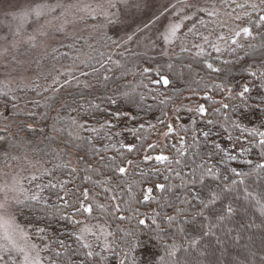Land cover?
Wrapping results in <instances>:
<instances>
[{
	"label": "trees",
	"instance_id": "16d2710c",
	"mask_svg": "<svg viewBox=\"0 0 264 264\" xmlns=\"http://www.w3.org/2000/svg\"><path fill=\"white\" fill-rule=\"evenodd\" d=\"M225 9L230 10L227 6ZM237 22L253 31L251 38L238 43L241 47L231 44L229 39L223 41L225 44L220 52L208 47L204 52L181 51L171 57L146 56L131 52L127 44L119 42L117 46L113 43L115 39L104 32L95 39L66 42L43 58L48 65L44 80L49 83L53 74L60 78L59 83L41 88L39 80H34L31 87L19 85L12 89L0 84V91L8 92L7 96L0 95V113H3L0 115V168L26 160L43 164L44 186L39 202L29 201L27 206L16 203L12 211L36 243L48 245L45 250L48 264L49 261L61 264L70 258L83 259L67 254L56 257L55 252L65 253L60 241H64L69 252L78 248L75 235L91 221L106 227L112 233L110 241L115 240L118 245V256L104 253L107 264H117L123 252H128L133 245L147 244L149 235L156 237L158 225L164 227L160 242L155 247L149 246L151 251L159 252L158 260L161 257L168 260L164 245L170 250L175 243L177 255L182 259L186 257L191 264H264V225L258 214L253 215L251 211L240 209L223 228H215L209 236L193 230L181 232L185 227L183 216L171 227L166 225L167 215H176L167 205H180L177 197L181 196V190L176 186L180 185L181 178L176 172L189 170L183 163L177 165L176 161H186L189 165L202 162L200 156L209 151L201 135L210 127L208 120L219 123L227 115L241 128L256 127L264 131L260 127L264 123L261 113L244 110L242 115L240 111L233 112L231 107L225 110L221 106L228 103L243 108L238 93L245 84L252 87L250 95L255 98L256 88L251 84L255 78L249 77L245 69L253 65L259 67L264 62V40L261 39L264 27H256L255 16L251 22L247 19ZM82 62L94 66L97 71L93 72L92 67H85ZM208 64L218 71H211ZM60 68L63 75L59 73ZM144 68L150 69L147 75H141ZM128 70L135 72V77L128 74ZM66 72L71 73L69 78ZM82 72L89 74L82 75ZM105 76L109 77L107 81ZM162 76L168 78L167 86ZM133 81L137 86L134 95L137 99L144 97L139 107L122 95L127 90L124 86ZM224 88H231L232 92L222 91ZM112 99L116 102L112 103ZM201 105L207 113L203 117L198 112ZM73 119L88 128L100 129L99 135L78 131L70 124ZM109 122L114 127L102 128ZM168 125L173 126L170 134ZM229 129L232 141L219 127L214 129L219 135L212 139L229 150L234 146L233 154H236L241 147L248 146L246 133L242 134L231 125ZM69 132L73 137L79 134L92 139V148L99 149V153L90 150L82 140L70 138ZM193 136L199 138V148L191 147ZM238 137L239 142H236ZM122 145L131 146L132 151ZM181 151L186 155L181 156ZM193 152L200 155L193 158ZM160 155L168 160L158 162L155 157ZM251 158L258 161L255 154ZM118 167H124L126 173L121 175L116 170ZM227 167L248 170L239 158L228 162ZM157 184L171 186L173 192L160 190ZM149 188L151 192L147 191ZM85 191L94 197L87 205L93 209L91 214L77 211L85 202ZM145 195L149 197L147 200ZM60 197L67 200V207ZM57 209L58 214L54 216ZM63 216H72L83 223L73 227L70 221L61 219ZM140 220L145 223L141 225ZM38 228H45V232L38 233ZM192 239L199 241L198 246L189 247ZM92 246L94 251L101 250ZM139 254L140 248L129 252V262L133 256L139 259Z\"/></svg>",
	"mask_w": 264,
	"mask_h": 264
},
{
	"label": "snow or ice",
	"instance_id": "6c2138e0",
	"mask_svg": "<svg viewBox=\"0 0 264 264\" xmlns=\"http://www.w3.org/2000/svg\"><path fill=\"white\" fill-rule=\"evenodd\" d=\"M222 2L228 9H230L227 12L229 17L234 16V18L238 21L247 19L251 22L253 16H255L256 27H264V0H222ZM107 4L108 9L116 8L118 10H131L133 7L139 9L141 7L140 0H107ZM59 7H62V5L40 4L35 8L22 10L18 15H14L12 18L13 20L19 22L20 27H23L29 16L35 15L37 19H39L46 14L45 9H47L48 12H52ZM87 7L88 6L80 8L79 10L87 11ZM193 9H195V11H192ZM200 12H204L208 16L215 14L214 12L206 11V9L201 8L199 5L184 3V0H177V3L172 4L171 14L174 19L173 22L167 26L166 31L163 34L164 43H171L177 33H179L184 26L183 22L194 20L196 18V14ZM94 13H96V9H93L92 12L89 13L92 19L97 18ZM100 14L104 15L105 18L108 19V23H114L112 19L108 18V11L102 6L100 7ZM62 15H64V13H62ZM163 15L164 13H161V16ZM198 22L200 24H204L202 19ZM63 30V25L56 29L57 32H63ZM196 30L195 23L191 27L187 28L188 33H194ZM43 34L44 33L41 32V35ZM241 35L245 38L252 37L253 31L250 27L242 26L238 31L234 32L231 38L220 35L218 39L225 42L230 39L231 44L241 47V45L237 43V38L241 37ZM30 39L34 40L35 37H30ZM201 39L208 42L207 35L202 36ZM261 39L264 40V36H261ZM132 41L133 36L128 35L123 43L128 44ZM113 43L119 46L118 41L114 40ZM213 47L215 51L220 52V48L218 46L213 45ZM250 47L254 48L255 45H250ZM233 51H235V49H233ZM82 63H84L85 67H92L93 72L97 71L94 66L88 64L87 62ZM114 63H117L118 67H122L119 62ZM101 66L103 67V65ZM207 67L213 72L218 71V69L213 67L212 64H208ZM245 71L249 77L255 78L251 81V84L256 88L255 98L250 95L253 90L252 87H250L249 84H245L242 91L238 93V97L241 100L243 108L239 105H229L228 103H222L221 106L225 110H228L231 107L233 112L240 111L242 115L243 111L247 110L250 112H259L262 116H264V62H261L259 67L253 65L252 67L246 68ZM149 72L150 69L144 68L141 75H147ZM69 74L71 73L69 72ZM81 74L88 75L89 73L82 72ZM128 74H131L133 77L136 75V73L131 70H128ZM61 75H63V73H61ZM73 78L75 79L76 77ZM104 79L107 81L109 77L105 76ZM161 80L165 86L169 84L167 77L162 76ZM124 87L127 90L123 92V97L139 107L140 102L144 99V97L140 96L139 99H137L134 95L137 87L135 82H130ZM221 90L232 92L231 88H224ZM0 95L7 96L8 92L0 91ZM231 98L232 97H230V99ZM115 102L116 101L112 99V103ZM161 103H166V101H161ZM80 107L83 106L81 105ZM91 107L98 108L99 105H92ZM198 112L201 117L207 114L203 105L199 107ZM0 115H3V113H0ZM117 115H119V113H117ZM133 119H135V117H133ZM70 124L78 131L83 130L95 132L99 135L100 129L95 127L88 128L86 124H79L75 119L71 120ZM207 125L210 127L203 130L201 135L203 137V142L208 146L209 151L207 154L200 156L202 162L199 164L193 162L192 165H189L186 161H176L177 165L183 163L185 168L189 170L176 172V176L181 178L180 185L176 186L181 190V196L177 197V199L180 200V205L177 206L172 203L167 205L172 208L176 215H167L166 225L171 227L177 222L179 217L183 216L185 218L183 221L185 227L180 229L181 232L193 230L198 231L202 234V236H209L213 234V230L215 228H223L225 226V222L236 215L240 209H243L245 212L251 211L253 215L258 214L262 225H264V131H261L256 127H252L250 129L241 128L239 123L230 119L227 115L225 116L224 121L217 123L216 121L208 120ZM229 125H231L233 129H240L242 134L246 133L245 143L248 146L241 147L239 152L236 154H233L235 152L234 146L232 150H229L222 147L220 143L212 139L214 135H219V133L214 131L216 127H219L223 129L224 132L228 133L227 138L229 141H232ZM112 127L114 126L110 122L102 125V128L111 129ZM260 127L264 128V123H261ZM29 128H31V125H29ZM172 131L173 126L168 125V133L170 134ZM116 135H119V133H116ZM69 137L76 140H82L89 146L90 150L96 153H99L100 151L99 149L92 148L93 140L90 138L81 137L79 134L73 137L72 132H69ZM236 142H239V137ZM184 143L185 141L182 137V148L184 147ZM70 144L71 139L69 141V145ZM199 145V138L197 136H193L191 147L199 148ZM77 147H79V145H77ZM122 147H127L128 151H132L131 146L122 145ZM253 154L257 155L258 161H253L251 158ZM180 155L185 156L186 153L181 151ZM192 155L193 158H195L200 155V153L193 152ZM217 157H219L218 160L216 159ZM238 158L241 160L242 164L248 166L247 171L238 170L237 167H227L228 162H235ZM155 159L158 162H165L168 160V157L160 155L155 157ZM129 163L131 162L129 161ZM116 170L121 175L126 173V169L124 167H118ZM32 179L35 180L37 177L33 176ZM52 187H55V185H52ZM156 188L167 192H173V188L171 186L166 187L164 184H157ZM147 191L151 192L152 189L149 188ZM87 198L88 193L85 191L84 199L87 200ZM148 198L149 197L145 195L144 199L147 200ZM39 199L40 198L37 195H32L30 197L25 196L23 200H17V204L27 206L29 201L38 203ZM60 199L64 201V207H67V200L64 197H60ZM4 210V204H0V212H3ZM81 210L82 212L89 214L93 212L91 206H85L84 204H81L80 208L77 209V211ZM58 211L59 209H57V212H54L53 215H57ZM117 211H119V209H117ZM74 215L75 213L73 216ZM61 219L70 221L73 224V227L83 223L82 221L74 220L72 216H63ZM120 219H124V217H120ZM139 223L143 225L145 222L144 220H140ZM0 228L4 230L2 236L3 243H0V264H44V258L40 254L42 250L39 249L36 244L26 243V246H21L16 242L14 239V235L16 233H19L21 238L26 242L28 237L24 235L23 230L20 229L18 225H15L14 220L3 219L0 217ZM163 231L164 227L158 225L156 237L149 235L147 244L138 243L133 245L128 252H123V258H119L117 264H191L186 257L182 259L177 255L178 248L175 243H172L170 250L167 244L164 245L166 249V257L169 258L168 260H165L164 257H161L159 260L157 259L159 252L151 251L149 246L151 245L152 247H155L160 242L159 236ZM37 232L42 234L45 232V228H38ZM69 235L72 234L70 233ZM85 235H95V233L88 226L81 227L80 233L75 235V240L78 242L79 247L71 252L68 251V246L65 245L64 241H60V247L65 249V253L57 251L55 252L56 257H61L65 254L69 255V257H83V259L78 261L70 258L66 262L61 261V264H107L108 258L104 255V253H111L113 256L119 255L117 252L118 245L116 241L108 240V237L112 235L111 232L106 231L104 228L100 229V235L104 237L100 251L93 250L92 244L86 242ZM97 239H99V236ZM198 244L199 241L196 239L189 241V247H196ZM137 248H140L139 259L133 256L129 262V252H135ZM47 249L48 245L46 244L45 250ZM49 264H52V261H49Z\"/></svg>",
	"mask_w": 264,
	"mask_h": 264
},
{
	"label": "rangeland",
	"instance_id": "374dc122",
	"mask_svg": "<svg viewBox=\"0 0 264 264\" xmlns=\"http://www.w3.org/2000/svg\"><path fill=\"white\" fill-rule=\"evenodd\" d=\"M140 3L139 9L133 7L131 10H118L108 9L107 0H0V84L12 89L19 85L31 87L34 80H39L38 86L41 88L48 87L53 82L59 83L60 78L53 74L49 77L51 79L49 83L44 80L48 65L44 64L43 58L66 42L80 38L95 39L104 32L109 33L120 43H123L128 35H132L133 41L127 44L131 52L146 56L171 57L181 51L204 52L208 47L215 50L213 45L221 49L225 42L218 37L224 35L231 38L234 32L242 27L234 16L227 15L228 10L225 9L226 5L222 0H184V3L199 5L215 14L208 16L204 12L197 13L194 20L183 22L184 26L171 43L165 44L163 34L167 26L173 22L171 5L177 3V0H140ZM40 4H59L62 7L52 12L45 9L46 14L39 19L35 15L29 16L23 27L19 26L18 21L13 20L12 17L22 10L35 8ZM86 6L87 11L79 10ZM101 6L108 11V18L114 23H108V19L100 14ZM93 9H96L94 13L96 19L89 15ZM161 13L164 15L161 16ZM201 19L204 24L198 22ZM194 23L197 30L188 33L187 28ZM61 25L64 27L63 32H57L56 29ZM41 32L44 34L41 35ZM205 35L208 36V42L201 39ZM33 36L35 39H30ZM249 38L251 37L245 38L241 35L237 38V43L247 41ZM62 71L60 68L59 73ZM65 74L70 77L69 72ZM43 172V164L32 160L0 168V204H4L5 209L0 212V217L14 220L15 225H18L28 237L26 242L19 233H16L14 235L16 242L21 246H26V243L36 244L42 250L40 254L44 258V264H48L45 247L34 241L12 211V206L17 200H23L25 196L37 195L41 198L44 186ZM33 176L37 179L33 180ZM93 201L94 197L89 194L84 205L87 206ZM84 226L90 227L95 233L85 235L86 242L101 248L104 237L100 235V229L108 231L107 228L92 221L82 227ZM3 232L4 230L0 228V243H3ZM108 240L110 241V237Z\"/></svg>",
	"mask_w": 264,
	"mask_h": 264
}]
</instances>
